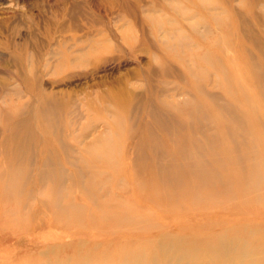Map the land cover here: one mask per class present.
Listing matches in <instances>:
<instances>
[{
    "label": "rangeland",
    "instance_id": "1",
    "mask_svg": "<svg viewBox=\"0 0 264 264\" xmlns=\"http://www.w3.org/2000/svg\"><path fill=\"white\" fill-rule=\"evenodd\" d=\"M153 1L0 0V264H49L70 256L83 241L88 243L105 238L120 244L131 239L136 231L127 229L132 224H213L225 217V214H212L217 209L233 213L243 210L210 204L211 193L208 191L204 192L206 202H196L194 198L170 202L154 179L149 147L144 142L136 145L142 130L133 127L134 120L128 113L130 102L124 105L118 102L120 109L117 107L116 122L112 125L110 115L103 109L109 104L101 98L105 91L117 93L127 89L131 94L145 96L150 94V84L162 80L157 70L165 62L173 63L176 68L181 65L179 54L163 45L173 50L164 54L157 43L163 38L156 37L147 27H144L147 45H132L142 38V17L171 18L170 14L159 11L160 6L151 7ZM158 2L168 3L167 0ZM140 6L141 11L136 12ZM149 7L156 11H147ZM131 9L139 16L138 24L133 23ZM257 13H264L263 4L248 7L242 0H232L228 17L232 24L228 34L231 42L227 50L237 75L245 73L247 67L241 60V44L254 51L243 34V25L254 29L259 36L263 35ZM206 21L209 18L204 16L202 24H197L200 30L205 29ZM102 22L112 32L106 33ZM188 35L190 33L184 30L182 36ZM103 39L112 41L105 45L99 43L97 47L95 42ZM67 50L73 56L84 54L86 61L71 69L68 66L72 63L60 65L61 51ZM18 73L37 77L24 83L16 79ZM63 92L72 94V108L51 115L46 119L51 122L48 124L38 116V102L44 94ZM247 94L249 98L258 97L252 88ZM136 98H131L133 106L141 100L140 96ZM185 99L183 95L175 98L182 102ZM185 107L182 103L181 108ZM241 111L253 115L250 108L244 107ZM171 112L179 114L177 109H171ZM22 118L30 122L32 143L27 150L29 161L14 169L13 149L7 145V139L13 134L15 123ZM255 127L259 132L258 125ZM192 136L202 137L199 134ZM159 138V149L162 148L165 154L178 155V151L167 147L166 135ZM66 144L72 146L74 152H83L81 162L89 166L83 175L73 172L65 154ZM137 148L138 153L144 154V166L141 162L136 166ZM104 152L106 156H98ZM50 155L61 164L60 171L40 183L37 180L40 167ZM23 174L26 177L20 181ZM53 179L63 181V191L81 207L79 212L64 217L55 211L52 206L58 189L52 188ZM85 181L91 191L99 193L104 188L111 191L110 195L114 194V199L106 204L98 196V204L78 188L77 184ZM41 202L48 207L41 206ZM116 211L120 212L119 217L108 221ZM236 217L247 224H252L251 220L256 218L264 223V207H246L244 214ZM236 217H232V222L226 220L222 224H238Z\"/></svg>",
    "mask_w": 264,
    "mask_h": 264
},
{
    "label": "bare ground",
    "instance_id": "2",
    "mask_svg": "<svg viewBox=\"0 0 264 264\" xmlns=\"http://www.w3.org/2000/svg\"><path fill=\"white\" fill-rule=\"evenodd\" d=\"M167 1L161 4L154 0L151 7L160 6L159 11L164 15L170 14L171 18L142 17V38L138 42L133 39L132 45H147L144 31V27H147L156 37L163 38L160 42L157 40V43L163 48L164 54L168 55L173 50L179 54L181 65L176 68L173 63L165 62L157 70L162 80L150 84V94L145 96L131 94L127 89L117 93L105 91L101 98L109 101V104L104 105L103 109L110 115L112 125L116 122L118 102L121 105L130 102L128 113L134 120L133 127L142 130L136 145L144 142L149 147L154 179L170 202L188 198L206 202L204 192L208 191L211 193L208 199L210 204L243 210L233 213L217 209L212 214H225V217L213 221V224H132L127 229L136 231L131 239L120 244L105 238L102 242L83 241L78 243L80 248H75L74 252L68 247L73 252L70 256L53 260L49 264H264L263 221L256 218L251 220L252 224H247L236 217L244 214L246 207H264V13L256 14L263 31L262 37L254 29H247V25H243V34L254 51L241 44V60L247 67L244 75H237L229 62L227 50L231 42L228 34L232 24L228 17L232 11V0ZM242 2L248 7L264 5V0ZM151 7L147 11H156ZM140 8L137 7L136 12ZM134 10L133 23L138 24L139 16ZM204 16L209 21H206L205 29L200 30L197 24H202ZM241 22L245 23L246 20ZM101 24L106 33L112 32L105 22ZM184 30L190 35L182 36ZM110 40L103 39L95 44L99 47V43L110 44ZM68 51H61L58 61L60 65L68 66L72 63L68 66L71 69L86 61L84 54L73 56ZM80 52H83L82 49ZM36 77L26 73L16 75V79L24 83ZM170 78L173 80L169 81ZM248 80V84H245ZM250 88L258 94L257 98L247 96ZM71 95L70 92L44 94L37 105L38 116L46 120L65 109L70 111ZM182 95L186 96L183 102L175 100ZM138 96L141 100L133 106L131 98L136 100ZM182 103L186 104L184 109L181 108ZM244 107L252 109L253 115L244 114L241 111ZM171 109H177L179 114H172ZM46 122L51 124L49 120ZM251 123L258 125L259 132ZM31 131L29 120L22 118L15 123L13 134L7 139V145L13 149L14 169L21 168L23 163L29 161L27 150L32 143ZM193 134L202 137L194 138ZM163 135L168 138L167 147L178 151V155L165 154L162 148L159 149V136ZM64 150L75 174L83 175L88 171L89 166L81 162L83 152H74L68 144ZM98 156H106V153H99ZM143 156L140 151L136 154L137 167L140 162L144 166L146 160ZM60 168L57 158L50 155L40 167L38 182L44 183L47 177L56 175ZM24 177L26 174L19 178L20 181ZM51 183L52 188L58 189L52 206L55 211L64 217L79 212L81 207L68 197V192L63 191V181L53 179ZM77 186L98 204V196L106 204L114 199V194L110 195L111 191L109 193L104 188L99 193L91 191L87 181L79 182ZM119 215L120 212L116 211L106 219L113 221ZM233 216L239 220L238 224H222L226 220L232 222ZM55 220L60 223L59 219Z\"/></svg>",
    "mask_w": 264,
    "mask_h": 264
}]
</instances>
